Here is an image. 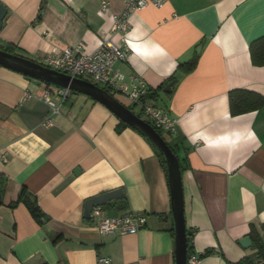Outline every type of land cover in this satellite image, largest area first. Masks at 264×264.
Segmentation results:
<instances>
[{
  "label": "crops",
  "instance_id": "0c3cea01",
  "mask_svg": "<svg viewBox=\"0 0 264 264\" xmlns=\"http://www.w3.org/2000/svg\"><path fill=\"white\" fill-rule=\"evenodd\" d=\"M109 2L104 14L102 0H0L8 10L0 49L37 63L77 45L93 53L112 29L111 15L124 11L120 0ZM261 37L264 0H168L130 17V56L115 64L141 76L158 107L177 120L171 141L164 138L177 145L187 232L195 255L212 251L198 264L254 256V229L264 239V108L238 116L230 109L233 90L264 97V66L250 53ZM193 60V71L180 69ZM46 85L0 65V264H98L100 257L175 264L170 186L156 145L78 92L55 125H44L50 109L39 96ZM27 93L34 97L26 100ZM117 95L139 117L136 105ZM117 189L124 195L100 208L111 217L145 215L137 234L104 235L98 219L84 218L86 200ZM23 191L42 221L23 203L10 206ZM245 237L249 249L240 244Z\"/></svg>",
  "mask_w": 264,
  "mask_h": 264
},
{
  "label": "built area",
  "instance_id": "2783aa9c",
  "mask_svg": "<svg viewBox=\"0 0 264 264\" xmlns=\"http://www.w3.org/2000/svg\"><path fill=\"white\" fill-rule=\"evenodd\" d=\"M123 3L122 15H111L113 20L110 32H104L99 48L93 53H84L82 45L67 47L61 52L48 55L39 60L43 67L67 75L73 79H89L96 86L102 85L115 94H120L140 107L145 121L156 130L166 133H175L177 120L166 111L158 107L156 99L152 96V90L147 82L138 75L126 76L115 69L117 62H126L130 56V48L127 42V34L130 29V17L144 11L148 7L160 9L168 0H120ZM110 8L109 0H102L101 11L107 14ZM120 36V41L114 43L112 37ZM73 91L54 85H46L39 99L45 102L50 111L44 121V125H55L54 117L61 113V107L68 102ZM34 96L27 93L25 99ZM92 217L98 219L97 228L101 234H137L147 223L145 215L129 212L120 216L111 217L104 213L102 208H95ZM198 255H192L188 264H198ZM98 264H111L107 257H100Z\"/></svg>",
  "mask_w": 264,
  "mask_h": 264
},
{
  "label": "water",
  "instance_id": "95a60500",
  "mask_svg": "<svg viewBox=\"0 0 264 264\" xmlns=\"http://www.w3.org/2000/svg\"><path fill=\"white\" fill-rule=\"evenodd\" d=\"M7 13L8 10L6 7L0 3V30L3 27V22ZM0 65L31 78L40 80L48 85H54L66 89L68 88L73 92H78L91 97L92 99L105 105L120 120L142 133L156 145L164 157L168 170L172 212L176 233L175 264H188V235L185 218V201L181 165L178 157L173 152L165 138L162 137V135L151 124L135 115L129 108L121 104L108 91L89 81L83 79H73L67 75L43 67L34 60L12 54L2 49H0ZM174 84V82L169 84L165 89V92L170 91ZM123 195V189H117L86 200L84 203V218L92 219V211L95 208H100L112 203L113 201L121 198ZM240 244L245 249H249L251 247V239L249 237H245L240 241Z\"/></svg>",
  "mask_w": 264,
  "mask_h": 264
},
{
  "label": "trees",
  "instance_id": "16d2710c",
  "mask_svg": "<svg viewBox=\"0 0 264 264\" xmlns=\"http://www.w3.org/2000/svg\"><path fill=\"white\" fill-rule=\"evenodd\" d=\"M250 53H251V57H252V61L254 65L264 66V37H261L255 40L251 44ZM196 65H197V61L193 60L191 62L182 64L180 66V69L185 72H191L195 69ZM152 96L156 99L155 93H152ZM262 108H264V97L262 95L255 93V92L246 91V90H233L230 92V109H231L232 116H238V115L246 114L249 112L258 111V110H261ZM121 125L127 126V124L123 122L121 123ZM121 125L119 128L120 130L123 127ZM157 131L162 135L161 130L157 129ZM167 134H174V133H167ZM176 146H177L176 144L174 145V147L170 146L175 154H176V149H175ZM158 155L168 174L167 164L164 160L163 155L160 153L159 150H158ZM2 192H5V191L2 190ZM20 203H23L24 205H26L28 210L38 221L43 220L42 213H41L39 206L36 204L35 201H32L30 199V197L25 193V191L22 192L21 196L15 202L10 203V206L12 208H15ZM0 204H2V201H0ZM187 235H188V260H189L190 257L195 254L193 252V249L190 243L193 234L188 231ZM251 235H252V238L254 239V250H255L254 256H248L234 264H264V239H262L256 233L255 229L252 231ZM211 254H212V251L207 250L201 255H198V257L200 260H202L203 258Z\"/></svg>",
  "mask_w": 264,
  "mask_h": 264
},
{
  "label": "rangeland",
  "instance_id": "374dc122",
  "mask_svg": "<svg viewBox=\"0 0 264 264\" xmlns=\"http://www.w3.org/2000/svg\"><path fill=\"white\" fill-rule=\"evenodd\" d=\"M85 80H89V79H87V78H85ZM90 82V81H89ZM99 87H101V88H104V86H102V85H99ZM110 93L111 94H113L114 96H119V95H117V94H115L114 92H111L110 91ZM117 98H119V97H117ZM135 107V106H134ZM133 107V108H134ZM137 108H132L133 110H134V112L135 113H137L138 115H139V117H141L143 120H145V116L143 115V113H142V111H141V109L138 107V106H136ZM161 133H162V135L168 140V141H171V138H170V136L166 133V132H164V131H161Z\"/></svg>",
  "mask_w": 264,
  "mask_h": 264
}]
</instances>
